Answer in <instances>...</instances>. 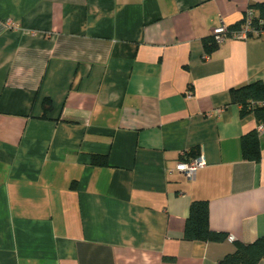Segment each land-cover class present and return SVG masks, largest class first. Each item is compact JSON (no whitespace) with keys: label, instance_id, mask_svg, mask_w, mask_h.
<instances>
[{"label":"crops","instance_id":"1","mask_svg":"<svg viewBox=\"0 0 264 264\" xmlns=\"http://www.w3.org/2000/svg\"><path fill=\"white\" fill-rule=\"evenodd\" d=\"M261 2L0 0V264H219L264 234V120L230 100L264 36L204 47ZM198 200L224 240L183 237Z\"/></svg>","mask_w":264,"mask_h":264},{"label":"trees","instance_id":"2","mask_svg":"<svg viewBox=\"0 0 264 264\" xmlns=\"http://www.w3.org/2000/svg\"><path fill=\"white\" fill-rule=\"evenodd\" d=\"M254 10L252 21L253 26H261L264 29V2L250 6ZM259 21L261 23L259 24ZM242 22V20H241ZM228 26L229 28H238L241 24ZM204 47L207 53L217 48L213 36L204 39ZM231 102L238 103L241 106V115L253 112L258 121L264 120V107L256 106L249 108L251 100H264V84L261 82H253L242 85L230 90ZM241 154L244 159L258 160L259 158V142L256 131L244 134L240 138ZM190 155V154H189ZM196 153H191V156ZM93 164L105 165L107 163L106 156L92 155ZM208 204L205 200L192 201L189 206V212L185 220L183 237L188 240L201 241H221L226 238L224 232L215 231L210 228L208 221ZM234 249L231 253L226 254L219 264H257L264 259V234L259 236L253 242L244 244L234 241ZM164 259H167L166 257Z\"/></svg>","mask_w":264,"mask_h":264},{"label":"built area","instance_id":"3","mask_svg":"<svg viewBox=\"0 0 264 264\" xmlns=\"http://www.w3.org/2000/svg\"><path fill=\"white\" fill-rule=\"evenodd\" d=\"M254 17V10L252 8H247L242 18V22L238 28H229L225 25H220L213 29L212 36L214 42L218 45L225 39H246L249 37H261L264 36V29L261 26H253L252 21ZM261 21H259V24ZM8 27H14L11 23L7 24ZM190 92L188 93V95ZM256 106L264 107V100H251L249 102V108H254ZM262 131V125H258L257 134ZM206 164L205 158L202 154H197L194 156L188 155L186 152H181V158L175 164L173 170L183 173L187 178L192 179L195 176L196 171L199 168L204 167ZM232 239L231 237H229Z\"/></svg>","mask_w":264,"mask_h":264}]
</instances>
